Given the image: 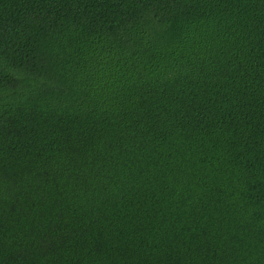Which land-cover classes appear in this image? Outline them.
Here are the masks:
<instances>
[{
    "label": "trees",
    "instance_id": "obj_1",
    "mask_svg": "<svg viewBox=\"0 0 264 264\" xmlns=\"http://www.w3.org/2000/svg\"><path fill=\"white\" fill-rule=\"evenodd\" d=\"M0 264H264V0H0Z\"/></svg>",
    "mask_w": 264,
    "mask_h": 264
}]
</instances>
